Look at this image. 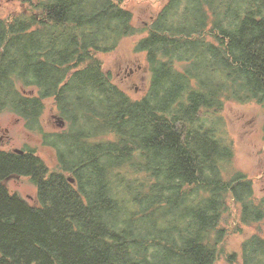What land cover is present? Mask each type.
I'll return each instance as SVG.
<instances>
[{
    "label": "trees",
    "instance_id": "trees-1",
    "mask_svg": "<svg viewBox=\"0 0 264 264\" xmlns=\"http://www.w3.org/2000/svg\"><path fill=\"white\" fill-rule=\"evenodd\" d=\"M20 2L0 15V110L56 165L0 150V264H213L231 201L241 224L264 222V195L226 172L219 116L228 100L264 104V0H166L140 26L124 0ZM131 35L149 73L140 97L99 58ZM46 102L58 130L44 128ZM12 175L34 183L35 203L8 189ZM225 260L264 264V235Z\"/></svg>",
    "mask_w": 264,
    "mask_h": 264
},
{
    "label": "rangeland",
    "instance_id": "rangeland-1",
    "mask_svg": "<svg viewBox=\"0 0 264 264\" xmlns=\"http://www.w3.org/2000/svg\"><path fill=\"white\" fill-rule=\"evenodd\" d=\"M166 0H124L123 6L132 12V22L136 26L148 22ZM25 7L20 0H0V15L16 14ZM137 35L123 37L117 47L105 54H99L103 68L109 72L113 80L129 94L140 97L147 89L148 69L143 53H135L133 44ZM56 112L51 104H47L42 113L44 128L48 131L58 130L53 115ZM219 116L222 119L223 136L232 144L233 158L231 166L226 168L227 174L233 170H241L253 182L254 195H264V104L255 102L238 103L228 100ZM0 148H35L50 168L56 165L55 150L41 143L38 134L32 133L17 115L0 110ZM6 185L12 192H17L29 202H36V187L27 176L10 177ZM227 232L221 242L222 252L213 264L228 263L225 253L240 251V243L244 237L260 232L264 235V222L241 224L239 222V205L230 202L223 215Z\"/></svg>",
    "mask_w": 264,
    "mask_h": 264
},
{
    "label": "water",
    "instance_id": "water-1",
    "mask_svg": "<svg viewBox=\"0 0 264 264\" xmlns=\"http://www.w3.org/2000/svg\"><path fill=\"white\" fill-rule=\"evenodd\" d=\"M53 117H54V120H55V123H56V125L58 126V127H63L64 126V124H65V121L60 117V116H58V115H53ZM15 152H18V153H22L23 151L21 150V149H19V148H14L13 149ZM13 177L15 176H17V175H12ZM9 177H7L6 178V180L8 179ZM71 182L73 181V179L72 178H68Z\"/></svg>",
    "mask_w": 264,
    "mask_h": 264
},
{
    "label": "flooded vegetation",
    "instance_id": "flooded-vegetation-1",
    "mask_svg": "<svg viewBox=\"0 0 264 264\" xmlns=\"http://www.w3.org/2000/svg\"><path fill=\"white\" fill-rule=\"evenodd\" d=\"M14 148H12V150H13ZM0 150H5V151H8V150H6V149H3V148H0ZM11 177H13V176H11ZM15 177V176H14ZM18 177H21V176H16V178H18ZM10 178V177H9Z\"/></svg>",
    "mask_w": 264,
    "mask_h": 264
}]
</instances>
